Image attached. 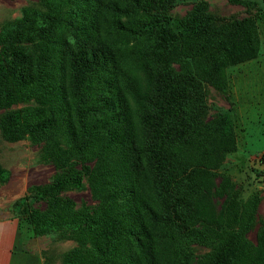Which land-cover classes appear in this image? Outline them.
I'll return each instance as SVG.
<instances>
[{"label":"trees","instance_id":"16d2710c","mask_svg":"<svg viewBox=\"0 0 264 264\" xmlns=\"http://www.w3.org/2000/svg\"><path fill=\"white\" fill-rule=\"evenodd\" d=\"M37 1L50 16L32 53L26 18L0 32V132L42 144L57 171L28 222L77 232L62 264H264V226L246 237L259 198L217 171L232 120L201 122L205 87L226 94V69L257 57L255 21L214 27L205 2L170 21L169 0ZM28 98L38 106L9 110ZM83 177L91 211L61 195ZM191 242L215 245L194 257Z\"/></svg>","mask_w":264,"mask_h":264},{"label":"rangeland","instance_id":"374dc122","mask_svg":"<svg viewBox=\"0 0 264 264\" xmlns=\"http://www.w3.org/2000/svg\"><path fill=\"white\" fill-rule=\"evenodd\" d=\"M165 11L170 21L182 19L200 2L207 3L205 13L216 27L232 20L250 18L257 25L260 49L255 59L226 69V94L206 86L203 97L204 113L201 122L219 114H227L233 123L236 148L227 155L217 171L227 175L240 190L243 200L257 196L259 204L246 237L255 242V233L264 226V5L261 0H240L234 4L227 0H169ZM49 11L37 0H0V32L22 18L28 20L24 45L29 53L34 50V32L46 25ZM62 38L69 39L65 33ZM38 106L34 98H28L9 110ZM6 111H0V117ZM0 168L8 173L5 182L0 181V221L16 223V236L11 254L12 264H62L66 255L78 247L77 232L71 228L36 232L29 225V213L45 208L43 190L52 183L56 169L47 159L44 146L30 138L10 141L0 132ZM71 199L76 208L94 209L86 177L78 189L61 193ZM215 243L191 242L185 249L194 257L212 250Z\"/></svg>","mask_w":264,"mask_h":264},{"label":"crops","instance_id":"0c3cea01","mask_svg":"<svg viewBox=\"0 0 264 264\" xmlns=\"http://www.w3.org/2000/svg\"><path fill=\"white\" fill-rule=\"evenodd\" d=\"M16 223L0 221V264H12L11 250L15 242Z\"/></svg>","mask_w":264,"mask_h":264}]
</instances>
